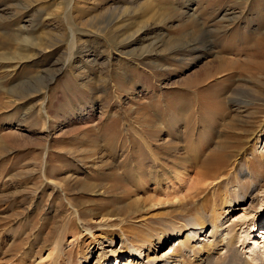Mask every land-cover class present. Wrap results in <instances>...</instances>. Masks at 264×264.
Segmentation results:
<instances>
[{"label":"rangeland","instance_id":"374dc122","mask_svg":"<svg viewBox=\"0 0 264 264\" xmlns=\"http://www.w3.org/2000/svg\"><path fill=\"white\" fill-rule=\"evenodd\" d=\"M42 43L54 46L37 56ZM263 98L264 0H0V264H50L58 244L61 264H94L96 240L124 264L121 228L151 236L211 206L215 190L252 187L241 169L264 171ZM146 161L155 176L135 180ZM207 162H228L230 184L205 175L184 197ZM263 179L252 209L225 208V225L251 234L246 254L263 240L248 224L264 214ZM59 186L85 219L118 218L91 236Z\"/></svg>","mask_w":264,"mask_h":264},{"label":"bare ground","instance_id":"6f19581e","mask_svg":"<svg viewBox=\"0 0 264 264\" xmlns=\"http://www.w3.org/2000/svg\"><path fill=\"white\" fill-rule=\"evenodd\" d=\"M138 32L139 31L136 30L128 34L127 39L131 40L129 41L128 45H131L133 42H135L134 40H136L135 38L136 34L134 33H138ZM132 38L134 40H132ZM85 44L86 43L84 44L80 43V45H82V51H83V47ZM52 46L54 45L53 44L46 45L45 43H42L39 46L40 49L35 54L39 56L40 54L47 51L49 48H52ZM18 59L21 60L23 58L18 57ZM225 70H227L226 67H223V66L220 67V71H225ZM262 100H264V98ZM244 102H241V103H244ZM248 102L251 103L252 101L251 102L248 101ZM241 108H242L241 105H236V110L239 111L241 110ZM260 131H261L260 128L258 130L249 131L248 140L255 139L256 137L258 138V134ZM260 153L262 152L260 151ZM262 157H263V154H259V158H262ZM232 163H233L232 164L233 167L239 166V163L236 161ZM211 164L207 162L205 163V166L201 168H197L196 176L194 177L195 180H193V184L191 185V187L189 186L190 189H188L189 187L188 188L186 187L187 188L186 193H183L184 197L194 196L196 192H199V190L201 189L200 181L201 179L204 178L205 175L215 180L218 178L217 176L221 174L223 176L229 175L227 179H228V183L230 184L232 173L226 174L224 170V168L229 165L228 162L226 165L221 166V167L218 166V163L212 164V166H210ZM155 167L156 166L152 164L150 161H146V163L140 166V168L136 172L135 180L145 177L147 173H148V176L151 177L153 174L152 171L155 169ZM183 168L185 171L186 169L188 170L187 166L182 167V169ZM248 168L250 169V167ZM42 169H43L42 176L45 177L46 173H44V168ZM235 169L237 168H234V170ZM234 170L232 171L233 173L235 172ZM262 172L263 173L261 174V176H257L253 173V171L243 172V169H241V174L250 176L249 179H251L252 187L249 186V187H246V189L242 190L244 187L243 182H241L238 179V177L235 176L236 179H238V183L235 185L232 191V194L229 192L230 194H229L228 199H225V197L221 196L222 194H219L217 190H215L213 192V198H212L213 203L211 206L210 205L206 206L207 204L204 206L205 203L204 204L202 203L201 205H199L200 204L199 203L195 208L194 215L188 218L183 217L181 218L180 221L179 220L170 221L168 222V224H165L162 230H160L158 233L153 234L151 236H141V237H138V239H136L137 241L136 240L134 241L131 238V233H128L126 232L127 230H125L124 228H121L122 230L121 240L123 244V251H128L129 253H131L129 257L124 259V264H156L157 261L159 260H163L162 264H194L192 263V261H194L195 264H264V237H263L264 227H262L263 222H264L263 221L264 214H259V215L255 214L248 222L249 225H253L251 228L252 230L254 231L262 230V232L259 235L260 237L263 238V240L254 239V242H253L254 246L251 247V251H249L248 254H246V251H244L243 247L241 248V246L245 245L246 240L250 238L249 236L251 234L243 235L242 233H244L245 230L241 231V234H240L235 228L237 226V225L235 226V223H232L231 225L229 224L225 225V222L227 221H224L226 217L224 216V214L227 212V210L225 209L226 205L229 206V210L231 209L232 211L233 209L232 206H234L232 204H235V206L236 205L241 206L242 204H244V202L246 203V201L250 199V203L248 207L241 206L239 209H242V211L244 212H247L248 210L252 209L254 202L256 200V196H258V193L262 189V186L259 187L258 185L259 183L258 184L255 183L256 181H259L258 177L264 178V171ZM176 173L177 172H175L174 170L168 171V174H170L169 177L174 178V179L176 176L179 177L178 175H176ZM154 176L155 175H153L152 177ZM72 177L78 180L77 175L75 176L73 175ZM159 179H162L161 176ZM156 180L158 179H156L155 177L154 181ZM45 181L47 182V180ZM190 182H191V179H190ZM52 184H54V188H55L57 183H52ZM248 190L251 191L250 194H248L249 193ZM58 191H61V194H62L61 199L66 202L67 207L70 209V213L76 216L75 218L79 222L78 225H80V227L86 230L91 236H93V234H92V228L90 225H92L93 223H96L97 221L100 226H104V224L107 225L109 221L118 218V217H114L113 214H103L99 218L90 217V219L87 220L82 216L81 210L77 208V206L73 203V201L67 199L66 192L63 190V188L59 186ZM223 204L225 205L223 206ZM97 219H100V220L98 221ZM259 235H257V237H259ZM173 238L175 240L169 246V250L164 251V253L159 255L158 249L163 247L166 242H169ZM110 241H111L110 245L112 246L114 242V238L111 237ZM95 243L97 244V249L99 247V249L101 250H99L97 260L95 261L94 264H103V263L108 264V261L110 257L112 256L115 257V262L117 264V262H119L118 261L119 257L124 255L122 254V251L117 250V249H112L111 252L109 253L107 252L109 250H105L104 247L103 248L100 247V245L103 243H101L100 241L98 242L97 240L95 241ZM144 248L147 251L146 252L147 260L146 261L141 260L139 262L138 259H141L143 257L142 250ZM56 249H57L56 254L50 264H61L62 259H64L65 257L64 252L60 248L59 244ZM30 258L32 259V257ZM44 261H47V260H43V262ZM88 261H89V256L87 254L84 261L83 262L80 261L78 264H82V263L87 264Z\"/></svg>","mask_w":264,"mask_h":264}]
</instances>
